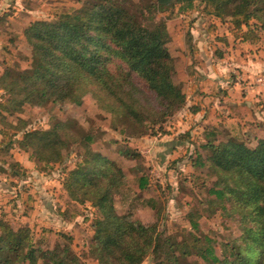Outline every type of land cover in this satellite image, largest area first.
<instances>
[{
  "label": "rangeland",
  "instance_id": "rangeland-1",
  "mask_svg": "<svg viewBox=\"0 0 264 264\" xmlns=\"http://www.w3.org/2000/svg\"><path fill=\"white\" fill-rule=\"evenodd\" d=\"M0 2V75L6 66L23 69L29 65L31 44L23 29L30 21L50 20L80 6L76 0ZM141 2L127 0L126 4L131 8ZM242 5L246 2L239 0L218 14L196 0L185 11L176 5L137 15L152 27L166 23L165 45L174 62L173 80L185 94L184 105L161 121L153 122L147 112L142 126L125 122L123 112L108 111L92 92L44 105L22 101L19 110L0 107V219L14 229L27 226L39 250L68 245L79 264H101L93 243L92 223L98 211L87 201L71 199L63 187L67 172L81 161L83 149L72 142L65 147L62 163L44 164L19 146L23 129H47L58 121L72 120L91 137V149L118 163L123 185L114 203L130 225L139 223L178 239L189 232L216 243L238 237L236 218L224 212L209 193L216 187V176L210 167L195 166L194 161L197 153L202 159L207 156L201 145L210 131L217 133V141L236 136L249 147L264 136V28H257L258 21L250 19L257 35L253 41H244L231 31V10ZM119 65L123 66L115 58L110 68L118 73ZM133 78V97L147 110L158 111L153 91L139 77ZM1 84L0 102H4L8 93ZM140 176L148 181L143 191L138 189ZM192 220L199 231H193ZM187 260L195 264L197 258L193 255ZM141 264H153L151 256Z\"/></svg>",
  "mask_w": 264,
  "mask_h": 264
},
{
  "label": "trees",
  "instance_id": "trees-1",
  "mask_svg": "<svg viewBox=\"0 0 264 264\" xmlns=\"http://www.w3.org/2000/svg\"><path fill=\"white\" fill-rule=\"evenodd\" d=\"M127 0H76L78 8L55 15L50 20L30 21L23 29L30 41V62L26 68L4 67L0 75L2 89L8 93L0 107L19 110L22 101L39 105L62 102L92 92L108 111L120 110L124 121L142 126L145 114L153 122L179 110L185 94L175 83L174 62L165 42L164 21L154 27L138 18L144 11L178 6L179 11L193 8L196 0H142L129 7ZM214 12L239 0H199ZM246 5L231 10L232 30L244 41H253L250 19L264 28V0H244ZM245 27L246 29H243ZM117 58L123 66L118 73L110 68ZM153 91L159 109L145 108L133 97V76ZM7 104V106H6ZM102 105V106H103ZM72 120L58 121L47 129H23L19 146L30 151L37 162L62 163L65 147L77 142L82 159L67 172L63 187L78 202H89L98 211L92 225L96 259L101 264H141L151 256L153 264H264V136L249 147L244 140L229 136L216 140L210 131L195 166H208L217 179L209 189L224 212L234 215L240 234L230 241L216 243L210 237L189 232L178 239L162 236L142 224L130 225L115 208L114 195L123 182L118 163L91 149L92 141ZM145 132V131H141ZM140 134V131H139ZM148 186L147 178H138V189ZM193 231H199L192 220ZM64 239L70 237L61 234ZM0 264H79L68 245L42 251L34 246L30 229H14L0 219Z\"/></svg>",
  "mask_w": 264,
  "mask_h": 264
},
{
  "label": "crops",
  "instance_id": "crops-1",
  "mask_svg": "<svg viewBox=\"0 0 264 264\" xmlns=\"http://www.w3.org/2000/svg\"><path fill=\"white\" fill-rule=\"evenodd\" d=\"M1 6H2V3L0 2V7H1ZM2 7H3V6H2ZM5 10H6V9H3V12H6ZM5 16H6V15H5ZM234 87H235V86H234ZM212 100H213V99H212ZM212 100H211V101H212ZM211 101H210V102H211Z\"/></svg>",
  "mask_w": 264,
  "mask_h": 264
}]
</instances>
